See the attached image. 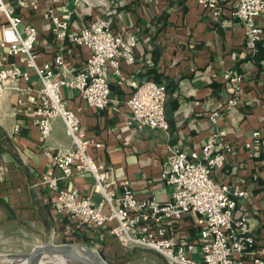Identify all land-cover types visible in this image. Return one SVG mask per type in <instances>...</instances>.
<instances>
[{"label":"crops","instance_id":"obj_1","mask_svg":"<svg viewBox=\"0 0 264 264\" xmlns=\"http://www.w3.org/2000/svg\"><path fill=\"white\" fill-rule=\"evenodd\" d=\"M10 1L22 19L21 27H37L38 62L51 63L56 78L72 79L86 64L90 51L58 39L53 31L54 16L67 20L72 32L103 18L116 33H135V62L123 61V76H111L114 101L106 110L89 105L76 88L62 89L88 137L100 143L91 146L89 153L110 171V189L120 195L121 184L129 181L138 198L171 199L173 189L161 178L168 146L199 150L214 129L224 130L234 152L215 173V179L240 184L248 191V196L238 200L235 212L248 217L256 240L253 251L264 250V40L256 51L245 44L244 27L232 12L233 0L218 20L197 0ZM258 22L264 28V13ZM59 53L65 57L61 66L55 63ZM6 59L28 69L21 56L6 54ZM230 71L243 75L239 94L235 92L236 83L225 77ZM146 80L167 87L168 129L129 123L131 109L127 101L135 85ZM20 86L38 89L42 83L32 72L30 80L22 81ZM26 94L24 90L0 91V164L7 167L0 179V199L11 211L6 217L0 206V221L10 219L4 221L0 236L22 231L36 245L74 243L76 238L79 243L97 246L110 264H171L156 250H126L106 230L89 229L57 212L55 194L41 184V176L52 172L61 177L53 154L58 149L71 150L73 141L60 117L53 120L51 135L43 141L25 105ZM233 97L238 103L226 110L214 126L210 114L224 109ZM254 131H261L262 144L249 149L246 143L252 140ZM59 185L89 196L94 203L102 199L90 173L60 178ZM179 228L192 241L199 236L195 215H186ZM194 257L199 258V254Z\"/></svg>","mask_w":264,"mask_h":264},{"label":"built area","instance_id":"obj_2","mask_svg":"<svg viewBox=\"0 0 264 264\" xmlns=\"http://www.w3.org/2000/svg\"><path fill=\"white\" fill-rule=\"evenodd\" d=\"M214 20L220 19L224 7L232 0H197ZM233 15L242 23L245 44L253 51L264 40V28L258 18L264 13V0H233ZM54 34L63 42L69 40L83 45L90 51L86 64L72 79L56 78L51 63L38 62L36 26L26 24L10 0H0V91H26L25 105L29 107L32 123L38 127L43 141L51 135L53 120L62 118L67 133L73 141L71 150L58 149L53 158L62 172L61 177L52 172L41 176V184L54 194L57 212L77 221L89 229L104 231L115 237L122 248L128 250L145 247L158 251L171 264H264V250L253 251L256 240L251 233L248 217L237 216L240 198L248 191L240 184L220 183L215 173L222 169L234 147L226 139V132L214 129L199 150L187 151L180 146H168L167 158L161 175L162 181L172 187V198H138L129 181L121 184L116 195L111 189V173L105 170L89 153L91 146H100L88 137L79 115L63 96L64 87L76 88L85 101L106 110L114 99L111 97L110 78L123 76L122 62H135V33H116L108 20L97 18L78 32L70 31L67 20L53 17ZM21 56L28 69L6 59ZM64 55L55 58L57 65L64 64ZM35 73L42 83L38 89L20 86ZM225 77L236 83V94L241 91L243 75L228 72ZM167 87L153 80L135 85L127 104L131 109L130 124L153 129H168L166 116ZM231 98L226 107L212 112L210 122L216 126L220 116L236 105ZM249 149L259 148L261 131H254ZM7 170L0 164V179ZM90 173L95 179V190L102 199L94 203L89 196H82L75 189L61 188L60 178ZM195 215L199 236L189 239L179 228L186 215ZM198 253L199 258L194 254Z\"/></svg>","mask_w":264,"mask_h":264},{"label":"water","instance_id":"obj_3","mask_svg":"<svg viewBox=\"0 0 264 264\" xmlns=\"http://www.w3.org/2000/svg\"><path fill=\"white\" fill-rule=\"evenodd\" d=\"M11 260V264H47L52 260L66 263L75 260L81 264H110L103 253L84 243H54L47 242L36 245L25 253H0V262Z\"/></svg>","mask_w":264,"mask_h":264},{"label":"rangeland","instance_id":"obj_4","mask_svg":"<svg viewBox=\"0 0 264 264\" xmlns=\"http://www.w3.org/2000/svg\"><path fill=\"white\" fill-rule=\"evenodd\" d=\"M73 242L75 243L79 241H73ZM80 243H84L94 248L97 251L100 250L97 246L92 245L91 243H85V242H80ZM35 245H36L35 241H33L29 236H26L25 233L22 231L6 232V234L0 236V253H6V252L25 253L31 251L35 247ZM141 249L143 248L141 247ZM139 261L140 260H136V263H139ZM0 264H11V260L9 259L3 260L0 262ZM47 264H81V263L75 260H69L66 263L52 260Z\"/></svg>","mask_w":264,"mask_h":264},{"label":"trees","instance_id":"obj_5","mask_svg":"<svg viewBox=\"0 0 264 264\" xmlns=\"http://www.w3.org/2000/svg\"><path fill=\"white\" fill-rule=\"evenodd\" d=\"M0 206L4 208V214L6 215V217L8 216L9 217V214H10V209L8 207H6V205L4 204V202L0 199ZM7 208V209H5ZM9 209V210H8ZM9 221L10 219H2V221H0V229L4 227V221ZM73 241H80L79 239H74Z\"/></svg>","mask_w":264,"mask_h":264}]
</instances>
